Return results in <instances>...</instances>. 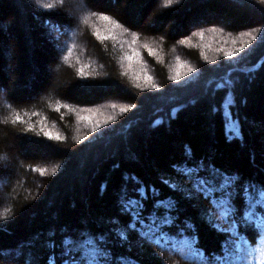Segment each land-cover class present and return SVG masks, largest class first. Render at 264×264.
<instances>
[{
	"label": "trees",
	"instance_id": "16d2710c",
	"mask_svg": "<svg viewBox=\"0 0 264 264\" xmlns=\"http://www.w3.org/2000/svg\"><path fill=\"white\" fill-rule=\"evenodd\" d=\"M164 3L0 0V264H264V0Z\"/></svg>",
	"mask_w": 264,
	"mask_h": 264
},
{
	"label": "snow or ice",
	"instance_id": "6c2138e0",
	"mask_svg": "<svg viewBox=\"0 0 264 264\" xmlns=\"http://www.w3.org/2000/svg\"><path fill=\"white\" fill-rule=\"evenodd\" d=\"M173 3V0H165V3H164V7H169L171 6ZM45 8H48V9H51L54 7L53 4H46L44 5ZM92 15H96L98 16V19L105 22L107 25H110V28L106 30L105 34H101L100 30H96L93 34L97 37V39L101 40V41H104V40H107V39H115V35H114V32L113 30L114 29H118V28H121L122 25L115 19H113L112 16L106 14V13H93ZM87 20H88V17H85V23H87ZM125 31H127V29H125ZM202 35V34H201ZM253 39H255V37H253ZM138 40V36L137 34L133 33L132 34V41L131 43L132 44H135ZM143 47L149 52V54H154L153 53V50L149 47V45L147 44H144ZM242 51V49L240 50ZM235 52H226L225 53V56L226 57H232V56H235ZM140 56V53L138 51H135L133 50V55H129L127 57H125V59L131 61L133 60L135 57H139ZM83 70L81 69V72ZM193 71V69H189V72ZM180 77L179 76H176V77H173V79H179ZM148 79H151V77H148ZM153 88H156L158 87L157 85L153 84L152 85ZM234 101L228 99V97L225 98V103L227 104H231L233 103ZM221 107H223V104L221 105ZM121 111H124V109H122ZM228 119L231 120V113L229 112L228 113ZM14 122H22L21 120V117L19 115H16L15 116V119H14ZM226 127V131L229 132V133H234L236 135H239V129L236 128V129H233L231 127H229V125H225ZM44 135L46 137H48L49 139H60V137L57 135V136H53V134L51 132H45ZM230 139L232 138V136L229 137ZM242 138V137H241ZM187 155L190 157L191 156V150L188 149L187 150ZM200 168H202V165L198 166ZM212 174L215 175L219 181H220V184L219 186L220 187H224V186H228L230 189H233V190H236V185L239 183V180H240V177L239 176H235V175H232V174H228V173H225L223 172L222 170L220 169H213L212 170ZM162 182L164 183H168L167 180H163ZM205 183H207V181H205ZM213 183H215V180L213 181ZM244 187L245 190H248L249 188H258V191L261 195H264V184H261V185H256V184H252V183H249L247 184L246 186H242ZM140 189H137V192L139 193ZM145 198H146V194H145ZM185 198H190V197H185ZM132 201L129 200L127 201V203H131ZM229 202L232 203L233 200H232V194L231 192L229 193ZM167 203L168 207H174L175 205V201H171V200H168V198H165V199H157L156 201V204L154 205V207H157L158 209V215H159V207L161 206H164L165 204ZM125 211H127V209H124ZM261 212H264V209H261L260 210ZM205 213L207 214V210H205ZM246 215V214H245ZM165 223L167 224L168 227H172L174 226L175 224V221H165ZM163 231V230H162ZM166 235H175V234H167L165 233ZM223 235H225L226 239L225 241L222 242V248H224L226 250V244H227V233H222ZM90 236L92 234H89ZM92 239H96V237L92 236ZM99 239H103V237H99ZM73 239L72 238H66L65 239V243H68V244H71L73 243ZM21 251H20V254L23 255V251H22V248L23 246H19ZM52 247H54V244L52 245ZM175 251V250H173ZM198 252L201 251L200 249L197 250ZM179 254V253H177ZM110 250L106 251V254L104 257H101L99 260H93L90 262V264H109V259H110ZM213 255H216V254H213ZM121 259H125V258H121ZM54 260H55V257L54 255L53 256H50L49 258V261H50V264H54ZM208 260V257L206 256L205 257V264ZM25 264H29L28 261L25 262ZM82 264H89L88 261H82Z\"/></svg>",
	"mask_w": 264,
	"mask_h": 264
},
{
	"label": "rangeland",
	"instance_id": "374dc122",
	"mask_svg": "<svg viewBox=\"0 0 264 264\" xmlns=\"http://www.w3.org/2000/svg\"><path fill=\"white\" fill-rule=\"evenodd\" d=\"M80 7H85V3L82 2V4H81ZM78 8H79V7H77V10H76L77 12H78V10H79ZM185 72H186V71H183L184 74H185ZM189 73H190V72L187 71V73H186L185 75H187V74H189ZM178 74H180V72H179ZM1 92H2V90H0V93H1ZM1 188H2V187L0 186V190H1ZM33 264H35V263H33Z\"/></svg>",
	"mask_w": 264,
	"mask_h": 264
}]
</instances>
